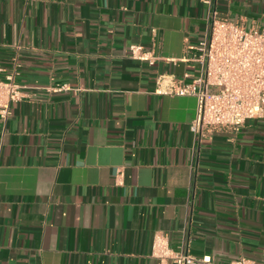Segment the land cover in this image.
<instances>
[{"label": "crops", "instance_id": "0c3cea01", "mask_svg": "<svg viewBox=\"0 0 264 264\" xmlns=\"http://www.w3.org/2000/svg\"><path fill=\"white\" fill-rule=\"evenodd\" d=\"M213 8L264 29V0H0V60L39 86L0 116V264H172L156 230L264 260V117L197 138L196 96L155 91Z\"/></svg>", "mask_w": 264, "mask_h": 264}, {"label": "built area", "instance_id": "2783aa9c", "mask_svg": "<svg viewBox=\"0 0 264 264\" xmlns=\"http://www.w3.org/2000/svg\"><path fill=\"white\" fill-rule=\"evenodd\" d=\"M190 52L183 57L196 68L186 70L182 77L173 72H161L156 92L192 94L197 98L196 116L190 128L197 138L212 137L219 130H239L249 117H264V29L247 27L211 9L203 36L188 45ZM133 57L154 63L162 58L139 43L130 44ZM175 59V58H165ZM0 116L7 119L12 104L32 93L39 86L16 79V67L7 70L0 60ZM62 90L66 86H47ZM122 170L117 182L122 183ZM153 256L172 264L210 262V255L196 256L184 247H173L168 235L156 230L152 243ZM222 264H264L240 256Z\"/></svg>", "mask_w": 264, "mask_h": 264}]
</instances>
